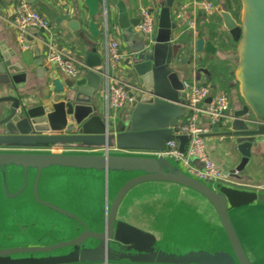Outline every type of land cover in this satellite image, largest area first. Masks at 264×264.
Returning <instances> with one entry per match:
<instances>
[{"label": "water", "instance_id": "water-1", "mask_svg": "<svg viewBox=\"0 0 264 264\" xmlns=\"http://www.w3.org/2000/svg\"><path fill=\"white\" fill-rule=\"evenodd\" d=\"M176 0L158 4V24L153 40L133 47L122 60L126 68V92L130 99L128 111L113 114L102 110L100 88L103 84V60L91 44L84 65L89 69L82 79L63 84L52 76L54 91L36 102H29L23 90L27 68L12 61L16 51L0 41V148H43L73 146L102 149L103 153H53L30 150H0V169L16 167L23 170V185L9 198L21 195L27 186L28 173L36 171L34 198L40 205L69 215L71 223L57 235L48 233L34 245L0 247V264H85L99 262H129L139 264H253L249 259L230 218V210L252 203L264 204V190H248L227 183L210 185L183 172L178 160L166 158V142L178 140L179 150L185 152L190 141L188 134L178 133L185 105L183 81L171 69L177 48L172 32L178 28L172 8ZM241 15L237 20L223 6L217 10L223 25L237 43L235 80L243 105L233 111L229 128L223 132L202 136L235 138L240 163L234 169L223 166L225 175L238 177L245 170L253 150L264 145V0H240ZM87 9L88 33L99 39L102 30L95 18L101 0H83ZM117 7L119 26L137 27L140 19L128 20L127 8L121 0H106ZM80 27V22H78ZM196 51L215 54L217 46L198 38ZM38 55L43 44L38 43ZM199 73H197L198 75ZM210 100V99H209ZM109 149H116L113 153ZM145 152L146 154H133ZM193 163L202 168L197 158ZM51 167L92 169L105 173L106 195L109 196L110 174L129 176L111 200L106 201L102 218L89 220L72 215L39 196V181L43 170ZM145 182H169L186 187L203 197L216 211L229 250L204 249L173 251L158 244L149 231L119 217L125 196ZM108 198V197H107Z\"/></svg>", "mask_w": 264, "mask_h": 264}, {"label": "crops", "instance_id": "crops-1", "mask_svg": "<svg viewBox=\"0 0 264 264\" xmlns=\"http://www.w3.org/2000/svg\"><path fill=\"white\" fill-rule=\"evenodd\" d=\"M29 1L49 21L52 41L70 55L81 68L80 74L74 78L48 65L44 59V48L38 55L39 42L34 39L38 34L36 31H32L28 38L32 47L24 49L18 41V32L11 23L18 0H0V41H5L9 49L16 51L17 54L12 61H18L27 68V79L23 91L29 96V102H36L54 91L53 75H56V78L65 85L72 80L84 78L89 70L84 62L87 53L91 50V44L96 47L97 53L104 62L102 66H104L110 40L119 41L123 59L133 47L146 42L144 35L137 27L130 26L126 29L119 26L118 9L109 3L110 10L107 12L106 0H101L100 12L95 18L102 30L97 40L91 37L86 29L87 9L83 0ZM121 1L126 5L128 20L140 19L142 9L148 8L152 11L157 24L159 14L157 5L165 3V0ZM197 1L199 0H176L172 8V16L178 28L172 32V42L177 51L171 69L182 81L196 78L202 83L210 84L212 96L227 91V89L229 93L235 91L236 95L238 92V96L234 94L233 99L231 98V109L234 111L243 105V101L235 82L231 80L226 86L223 77L225 68L231 69L233 66L237 54V43L224 27L218 10L207 13L196 5ZM215 2L217 8L220 5L225 7L220 0H215ZM78 22H80V27ZM193 23L195 28H192ZM221 37H224L225 43L233 41L236 47L233 45L224 47ZM198 38L215 44L216 53L196 51L195 41ZM211 62L219 66L213 78H210L208 72ZM125 73L126 68L121 62L114 74L125 79ZM103 84L99 91L101 108L105 110ZM128 109L126 107L116 114L120 112L123 114ZM187 114L188 111L184 107L181 119H184ZM226 130L217 128L214 132ZM205 138L209 158L223 172V166L234 169L240 163L242 157L237 150L235 138L228 136ZM177 166L185 172L180 162ZM105 177V173L98 170L51 167L41 173L39 196L42 200L82 219L89 220L94 217L101 219L106 209L104 203ZM121 177L125 179H120L115 173L110 174L108 194L111 200L123 182L129 178L126 175ZM35 178L36 171L30 170L25 191L16 198H9L5 187L10 193H17L23 185V170L9 167L4 173L0 169V247L37 244L43 235L51 232L57 234L64 226L72 222L69 215L36 202L34 198ZM228 178L237 187L264 190V145L253 150V155L245 170L238 173V177L228 175ZM119 217L154 234L160 247L165 250L184 252L198 249L208 251L230 249L214 208L196 192L174 183L145 182L137 185L122 201ZM230 218L251 262L264 264V204L252 203L231 209ZM56 236L64 237L63 235Z\"/></svg>", "mask_w": 264, "mask_h": 264}, {"label": "built area", "instance_id": "built-area-1", "mask_svg": "<svg viewBox=\"0 0 264 264\" xmlns=\"http://www.w3.org/2000/svg\"><path fill=\"white\" fill-rule=\"evenodd\" d=\"M196 5L207 13L217 9L215 0H199ZM18 32V41L24 49L32 47L29 41L32 31L38 34L35 41L41 42L44 48V59L48 65L60 69L70 77H77L80 72V66L74 59L59 48L52 41L51 26L49 21L33 6L29 0H18L15 15L11 21ZM138 30L144 35L146 41H151L157 31V21L148 8L142 9ZM192 28H195L194 23ZM123 60V53L120 49L118 40H110L107 45V60L102 66L103 96L106 102V109L113 114L127 107L130 99L126 92L127 81L114 74ZM185 91V105L188 114L178 125V133L188 134L190 141L185 152L179 150L178 140L166 142L163 151L159 152L166 158L178 160L182 167L190 176L205 181L210 185L216 183H227L235 185L228 178L223 170L213 162L207 152L206 138L202 136L206 133H212L217 128L228 129L233 118L231 109V97L227 91L212 96V88L208 83H202L196 78L183 81ZM210 99V100H209ZM0 150H30L38 152L53 153H103L102 149H91L72 146H51L43 148H0ZM110 152L117 153L116 149H109ZM136 154H146L145 152H133ZM197 158L203 162L202 168L197 167L192 159ZM89 264H139V263H117V262H99Z\"/></svg>", "mask_w": 264, "mask_h": 264}, {"label": "trees", "instance_id": "trees-1", "mask_svg": "<svg viewBox=\"0 0 264 264\" xmlns=\"http://www.w3.org/2000/svg\"><path fill=\"white\" fill-rule=\"evenodd\" d=\"M220 2L232 13V15L237 19L239 20L240 18V15H241V1L240 0H220ZM222 38V45L225 47V46H231L233 45L234 47H236V43H234L233 41H231L230 37V41L233 43H225V39L224 37H221ZM208 72H209V76L210 78H213L215 76V72L217 73L218 69H219V66L217 63L215 62H211L208 66ZM228 68H225V76L223 77L224 78V81L226 83V86L229 85V81L233 80L235 82V85L236 87L237 86V82L235 81V75H234V72L235 70L233 69V66L231 67V69H228ZM227 71V72H226ZM227 88V87H226ZM227 92L229 93L228 89H227ZM230 94V93H229ZM186 117H184L185 119Z\"/></svg>", "mask_w": 264, "mask_h": 264}, {"label": "rangeland", "instance_id": "rangeland-1", "mask_svg": "<svg viewBox=\"0 0 264 264\" xmlns=\"http://www.w3.org/2000/svg\"><path fill=\"white\" fill-rule=\"evenodd\" d=\"M217 1V0H216ZM236 66H237V54L235 55V60H234V62H233V69L235 70L236 69ZM114 72V71H113ZM236 81V80H235ZM237 82V81H236ZM237 86H238V83H237ZM235 92V91H234ZM234 92H230V97L233 99V97H234V94L236 95V93H234ZM236 96H238V92H237V95ZM108 197V198H107ZM109 200V203L111 202V199H110V197L109 196H107V195H105V199H104V203L106 204V201H108ZM111 204V203H110ZM60 233V232H59ZM57 235V234H56ZM18 243V242H17Z\"/></svg>", "mask_w": 264, "mask_h": 264}]
</instances>
